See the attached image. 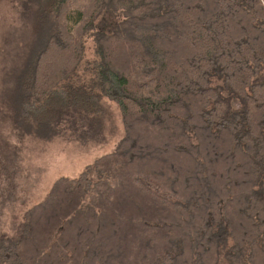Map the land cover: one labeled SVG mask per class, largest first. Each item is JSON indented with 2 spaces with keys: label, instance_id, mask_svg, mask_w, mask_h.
I'll return each instance as SVG.
<instances>
[{
  "label": "trees",
  "instance_id": "obj_1",
  "mask_svg": "<svg viewBox=\"0 0 264 264\" xmlns=\"http://www.w3.org/2000/svg\"><path fill=\"white\" fill-rule=\"evenodd\" d=\"M2 2L32 41L4 63L13 16L0 124L102 144L113 104L123 136L53 184L0 263L264 264V0Z\"/></svg>",
  "mask_w": 264,
  "mask_h": 264
},
{
  "label": "rangeland",
  "instance_id": "obj_2",
  "mask_svg": "<svg viewBox=\"0 0 264 264\" xmlns=\"http://www.w3.org/2000/svg\"><path fill=\"white\" fill-rule=\"evenodd\" d=\"M1 5L0 45L4 42L2 35L12 24V17H15L14 22H18L11 32L5 34L4 63L8 64L11 56L20 53L17 42L19 45H30L32 39L30 23L20 20L15 12L11 13L9 11L11 6L8 3L7 6L4 2ZM96 24L102 30H107L113 25V19L105 16ZM85 58L91 60L93 58L90 47L85 50ZM0 85V105H2L5 92L13 88V81L12 83L6 81L4 76L0 80ZM110 112L113 116L103 133L105 141L102 144H94L91 140L62 138H57L53 142L23 138L19 142L10 133L8 127L0 124V243H9L22 234L26 214L32 207L44 202L57 180L78 179L97 159L113 152L123 136V128L115 105H110ZM146 186L155 189L149 184ZM157 192L166 199L174 201L170 196ZM87 200L86 198L85 202ZM56 235L58 236V233ZM176 246L177 243L173 247L172 255L178 250ZM221 261L219 264H226L223 259Z\"/></svg>",
  "mask_w": 264,
  "mask_h": 264
}]
</instances>
